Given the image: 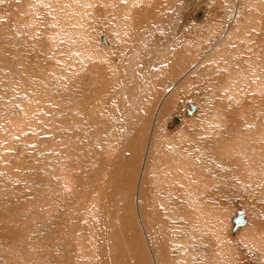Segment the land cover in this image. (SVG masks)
I'll list each match as a JSON object with an SVG mask.
<instances>
[{
	"label": "rangeland",
	"instance_id": "obj_1",
	"mask_svg": "<svg viewBox=\"0 0 264 264\" xmlns=\"http://www.w3.org/2000/svg\"><path fill=\"white\" fill-rule=\"evenodd\" d=\"M2 1L3 0H0V5L7 4L8 9H5L6 13L10 11L8 12V15L10 13L11 17L9 16L6 19L3 18L4 20H6L7 24L11 22L10 20L11 18L14 20V22L17 21L15 20L17 19V17L14 16L13 13H17L18 11H20L21 13L24 10L26 11L32 7L29 5H32L34 3L32 2V0H29V1L28 0H4L3 3ZM71 1L80 2L83 0H76V1L71 0ZM71 1L66 0L67 3H70ZM230 1L231 0H185V1L178 0V2L176 1L175 3L176 6H174V4L172 6L170 3L171 0H161V1L151 0L150 1L151 3L149 2V0H142L140 2L139 0H119V1L117 0H113V1L112 0H93V3L95 2V4H93V6L95 7V11L88 10V12H84L86 17H84L81 22V25L84 26L85 33H87V30H88L90 31V35L92 37L93 35L94 37H96L97 31H100L101 33H104V35L102 36L107 37V36H110V34H113V35L118 34V30H117V28L119 27L118 20L121 21L120 17L122 14L124 16V18H122L123 22L127 23L125 28H128L129 31H134L135 29V33H137L136 37L140 39L144 32H145V35L148 33L151 34V37L145 36V38H141L142 39L141 42L144 43L146 47L144 44H141V42L138 40L135 41L133 39L132 40L129 39L131 40L130 41L131 43L129 42V44L133 45V47H131L132 50H130L129 48L130 51L129 50L123 51L126 53H123V54L121 53L120 55H118L120 56V61L117 62L118 66H116L115 71H113L112 74L110 73L109 74L111 75L112 82L114 81L113 84L116 87V92H122L124 94L123 95V97H125L124 100L128 101V99L131 97V94L135 93L134 100L137 103L140 102V104L142 105L143 104L151 105L152 116H155L157 110L159 109V106L161 105L163 101L167 100L166 102H168L169 100L168 103L170 104L171 109L169 110L170 113L166 115L165 123H164L165 132L169 135V137L165 136L164 140H174L175 144L174 145L172 144V146H175V147L180 146L183 151L185 150L184 152L187 153L186 154L187 156L189 155L195 156L193 158L194 159L193 161H196V164L199 165L198 166L194 164L196 168L193 167L194 171L192 170V172H193V176L195 175L197 179H194L195 185L194 186L193 184L191 185L192 187H194V190H198L199 193L197 192L198 194H196V191H193V194L195 196L192 194L191 195L194 196V199L198 200L197 202L202 203V204H199L200 207L198 206V208L200 209V215H201V216L199 215V217H204L205 220L202 218L203 221L201 222H203L202 226L205 227L206 225V228L203 231L204 227L202 228L201 226L202 229L200 228L201 229L200 231L199 227L195 226V229L193 232H196V228H197V233L200 234L197 237V235H195L196 233L194 234L191 231L193 230L192 228H194L195 220L198 218V216L196 217V214L194 213L195 209L191 208L194 211L193 212L194 214H193L189 208V206L191 207V205H188L191 203H188L187 206L185 205L186 207L182 206V209L187 210V208H189V211L191 212L186 213L187 211L185 212L181 210L183 211V213L181 214V211H180L177 217V222L180 223L179 225L181 227L179 228L181 230V232L179 233V237L182 240V242H171L170 243V245L174 244V246H176V249L174 248L175 254L173 256L175 257L174 260L176 259L175 261L176 263L174 264L181 262L180 260H182L183 258L185 260V255L188 253L187 251H185V249L188 245H189V249L191 252L193 251L195 247H196L195 249L199 248V251L197 250L196 252L195 249H194L195 251H193L195 254V257H193L194 264H201V263L205 264L207 261L205 262L198 261V260L201 261L203 259L212 261L213 258L217 256L215 255L217 254L216 250L221 249V247L224 249V253L228 251L227 253H225L226 258L221 257L222 258L220 259L222 260L220 261L221 264H227L226 260H228L229 264H261L262 262H264V246H263L264 243H262V246L260 247L250 242V237H252L251 235L253 232L257 231V234L259 236L260 234L264 233V216H263L264 215V182L257 189H252L248 185V183L244 182L245 179L242 178L241 174L238 172L239 170L237 169V168H240L247 172V170L245 169L246 168L245 166L248 165V168L250 167L251 169L250 168L249 169L251 171L253 168L252 172L257 173L258 165H260L263 161V155H260L259 157V151L258 153H255L254 151L251 153L252 156L251 154L247 155L248 157L250 156L249 160L243 161L244 160L243 159L241 161L239 159L240 160L239 161L238 157L236 156L235 158H237L238 160L237 161L236 159L233 158V156L230 159L229 156H224L225 154L223 155V153L219 155L220 154L219 151H218L219 156L217 155L218 158H215L214 155H212L208 149L202 148L201 154L204 153L205 155L204 157L203 155L199 154L200 152L197 150L196 152H193V153L189 152L190 143L185 142L186 138L187 140L189 138V140H193V141L194 140L198 141V139L200 141H203V140H207V138L208 140L209 139L211 140L213 136L214 137L212 138V140H214V138H219L214 134L212 135L211 134L212 132L209 131V128H207V126L208 125L210 126V124L211 125L218 124V122H216L215 119L220 120L219 114H222L221 116L228 117L227 119L229 120L226 119L227 122L226 120L222 121V123L224 124L229 123L228 121H231L230 124L231 123L233 124L234 121H236L237 116H238L236 115V113L239 112V110L236 111V106H235L236 103H234L236 101H233V99L235 100V90L237 88L235 86L236 85L238 86L239 82H238V79H237L236 84L233 83V81L235 80L234 82H236V78H237L236 74L239 71H241V70H238L240 67H243L244 68L243 70L245 71L249 69V71L246 72V74H250L249 72L253 67L250 66L247 62L249 61V58H247L246 61L245 60L242 61V58H243L242 56H244L245 58V56H248L249 54L248 53L244 54V53L239 52L240 51L239 47H237L236 44L234 43L230 44L231 46L226 45V48L225 46L223 47L220 46L221 44L218 43L217 47L219 48L217 49L216 47V50H213V48L215 47L217 43L218 33L220 32L221 34H224V31L227 30V19H228L229 11H226V10L228 8V5H229L228 3ZM262 1L264 0H256V1L255 0L253 1L252 0L250 1L242 0L241 1V3L243 2L242 3L243 6L241 4V9L243 8L242 13L244 14L246 12L250 13V9L252 8L253 9V10L251 9L252 11H256V12L261 11V13H258L259 15L257 13L256 15L258 16L262 15V17L264 18V13L261 10V9H264V6H263L264 2ZM55 2L57 3L59 2V0H40L38 2L39 3L38 6L40 8L43 7L42 16L44 19L42 23L44 27V32L46 31L45 49L47 52H50V54H48L45 51L47 65L46 67H44L45 73H46L45 79H46V84H47V90H46L47 95L45 96L46 97L45 99L47 100V102L44 100L45 101L44 104L45 103L47 104V105L45 104V106L47 107L46 112H47L48 117L45 119V122L42 124L43 126L41 125L37 128L22 130L21 133H19L18 135L17 134L7 135L6 129L0 126V212L4 211L5 210L4 207L7 205H8L7 209H9L8 210L9 213L8 212L1 213L2 215L6 213L8 215H3V218L1 217L2 215H0L1 217L0 219V264H58L57 262H54L55 260L54 259L55 256L53 254L55 250L54 238L49 237L48 233L46 234L45 232L53 230L52 225L55 223H57V226L56 225L54 226L59 227L58 225H59L60 219L63 222L65 221L63 224L62 221L60 220L62 226L63 227L65 226L64 229H67V231L66 230L65 231L68 233L71 231V229L69 228L70 227L69 224L75 222L76 227L74 228L75 232L73 234L74 235L73 237H76V238L72 240L73 237L71 234L73 232H70L71 234L70 233L67 234L64 230L63 232L60 231L59 234L56 235L58 238L65 237L66 241H69L67 239L69 238L70 240L74 242L76 239H79L80 237L79 235L82 231H86L87 233H89L88 235L89 237L87 238L88 240H86L85 235L81 237L85 240L86 245H87V246H84L83 252L85 253L81 252L83 253L81 254L78 251L76 254V257L77 255L79 257L74 258V259L76 260L78 259L77 261H80L81 262L80 264H88L89 259L92 260L91 262L92 264H97V262L95 263L97 256H94V252L92 248L93 247L92 241L94 237H92L93 233L91 229H89L90 227L88 226L89 224L88 222L91 219L90 217L93 215V208H90V205L93 203L92 202L93 199L89 198L86 201L77 200L76 202L75 200L70 201L69 199L70 195L73 194L72 192H76V190L72 189L73 186L68 189L64 187L62 184V177L65 174H68V175L70 174V176L72 175L74 176L78 174L79 172H81V170L78 168H77L78 170L77 172L75 167L77 166V161H80L81 167H82L83 159L80 156H78L79 158H77V156L75 155L76 153L74 152L76 151L75 143L78 142L79 138L76 137L74 138V140H71V141L68 140L69 142L66 141L65 139V140H62L60 143V140L58 139L57 134L58 133L62 134L63 132V130H60V125L62 124L63 121H66V126H67L68 131H71V128L69 129V127L72 126L73 121L74 122L77 121L79 122V125L82 126V128L84 127L83 129L82 128L80 129V132L85 131V129L87 130L91 129L92 131H96L97 133L102 132L100 127L96 129L95 124L92 121L93 118L91 119V115H93L95 111H98L100 109V112H101V107H97V104H99V101L96 98V94L98 92L97 85H91L92 82L88 78H76L73 80V77H75L79 73H82V74L87 73L88 69L90 70L92 68H93L92 71L95 70L96 72H98L97 67L95 68V66H97L100 63H103L104 60L108 62L112 60L111 59L112 54L108 53L105 56L100 57L99 59H96V58H93L88 53L90 55L88 57V54L85 53V51H82L84 50L83 48V44L85 42L84 39L81 40L80 42L73 41V43L70 42V40L68 39L67 40L62 39L61 40L62 42L60 43L61 45L58 44L57 46L59 47L58 49L60 51V54H57V53L51 54L52 52L51 50L53 49V43H51L49 39H52L51 34L54 31L53 29L56 30L57 28L56 27L57 24L55 25V22H54L55 12L53 10L55 9L52 8V6L55 7V4H56ZM52 3L53 4L55 3V4L53 5ZM166 3L167 5H164ZM247 3H250V4L248 5ZM251 3L255 4V8H253L254 5H252L251 7ZM237 5H240L239 0H237ZM246 5L247 7L250 6V9L247 8ZM33 6L35 5L33 4ZM190 6L192 7V10L194 11L191 10ZM260 6L261 7L263 6V7L261 8ZM177 7H180L182 10L180 8L177 9ZM223 7L224 9L225 8L226 9L224 10ZM152 8H157L159 9L160 13H162L160 15L158 11L160 16L159 15H158L159 17L156 16L158 17L159 21L161 20V22L157 24L160 26V28L159 26L158 27L155 26L154 29L152 28L150 32H148L145 26L143 25L141 26V20L139 16L141 15V12L142 13L148 12V9L150 10ZM160 8H162L163 10H161ZM0 9H2V6H0ZM179 10H181V12ZM197 10H199V12L204 10L203 14H205V16L201 17V20L202 21L204 20V21L203 22L200 21L202 22V24L199 22H195V20L193 19L192 14H194ZM252 11H251V14H253ZM29 13L33 14L32 11ZM175 13H178V15L175 16ZM189 13H190V16L192 15L191 19H189L190 17ZM256 15L254 13L252 15L254 17L250 18V20L251 21L256 20L255 18L258 17ZM138 18H139V21H138L139 24H137L138 22H136ZM172 19H175L174 21L175 26H169L168 22H170ZM134 21L136 22V24ZM133 26L135 27L132 30ZM254 27L255 28L257 27L256 23ZM254 27L252 28V30L255 29ZM212 30H214L213 33H211ZM148 39H150V41ZM129 40H127V42ZM148 41L150 42V44H146V43H149ZM258 41L259 42L252 45L251 50L252 51L258 50L260 48L262 50V53H264V34L261 37H259ZM114 43H116L115 40H114ZM149 45L152 47V50ZM76 46H79L78 47L79 49ZM77 49L81 51L76 52ZM224 50L225 52H223ZM204 56L207 57V59H206V62L202 64L201 60L204 59ZM84 60H87V61H84ZM240 63L241 65H239ZM194 67H198L199 70H197L195 73H190V71H192V68ZM94 72H93V76L97 74V73L94 74ZM100 74L101 72H99L97 76H100ZM230 75L231 76L235 75L236 77L235 76L230 77ZM168 76H169V79L167 78ZM11 77H12V74L6 78L0 75V93H2L1 92L2 90L4 91L7 89L8 90L15 89L14 81H11L10 88L6 86L9 84ZM228 78L231 81L234 79L232 82H230L232 83L231 85H228L230 81L228 80ZM166 79L168 80V84H167L168 86L166 85V88L165 87L163 88L161 84H163V82ZM81 83L85 85V87L87 88L89 92L88 95L94 96L95 100L90 103L81 101L80 104L77 106V108H74L73 102L75 101V98L73 97L72 94L76 96H81V88H80ZM65 84L67 85V88H65L63 91H61V93H59L60 98L58 100V97H56L53 94H57V91L60 90L59 88H63V85ZM226 84H227L226 88L221 87V86L225 87L224 85ZM4 86L6 88H2ZM229 86H231L230 87L231 89L229 88ZM233 86L235 88H233ZM224 89L226 90L229 89L232 93L230 94L228 90H227L228 91L227 93V91ZM232 89L234 90L232 91ZM220 90L222 93L220 92ZM127 92H129V94H126ZM229 94L234 98L232 99V97ZM191 101L193 104H195L198 107L199 114H197V111H196L195 114H193V116L186 117L185 112L187 111L186 109H189V107L187 106H189L188 103ZM0 103H3V102H0ZM14 104H17V102H15ZM83 106L89 107V111L85 112L84 118L81 120L80 118L81 114L78 111H80ZM162 106H165V104ZM56 108H59V112L55 111ZM60 109L63 112V115L61 117L62 119H59V114L61 115ZM253 109L256 111L257 110L256 106L255 108L252 107V109L250 110L251 113L255 114L254 113L255 111ZM1 112L3 111H0V113ZM64 112H68L70 116H67V114L64 115ZM172 113H175V114L180 113L181 125L177 127L175 130H171V132H168L169 130H167L166 128L167 119L168 118L170 119L172 118L171 116L175 115V114L172 115ZM53 114H55V116ZM51 116H54V117L50 119ZM231 116L236 119L233 120ZM117 117L118 118L120 117L122 122L124 124L126 123L127 125V120H125L123 116L121 117L120 115ZM253 117H256V116H253ZM66 119H68V122ZM237 120H239V116ZM152 121L150 125H152ZM208 121H210V123ZM77 122H76V126H77ZM206 124L208 125L206 126ZM149 128L150 130L152 129L151 126ZM204 128H206L207 130ZM205 131H206V134H205ZM81 133L82 134L84 133L83 136H81L82 134H80L78 137L81 136L80 139H84L86 141L88 140L87 137L89 135L91 136V137L89 136L90 138H93V136L95 137L97 136L96 135L97 133H92V132H90V134H87L86 132H81ZM207 133H210L211 136ZM191 135H192L191 137L192 139L190 138ZM208 136L211 138H209ZM101 138L103 137L101 136ZM147 140H149V138H147ZM178 140H181L182 143L176 144ZM95 141L96 140L92 141V143ZM115 141H120V139L112 140V141L101 140L102 144H100V146L104 147L106 145L104 147L106 149L109 148L110 143H113L115 146H118V144ZM62 143L65 146H63ZM92 143L90 147H93ZM103 144L105 145L103 146ZM77 145H80V144L78 143ZM86 147L88 146L85 144V148ZM128 150L129 149H126V152ZM239 150H241V147H239ZM107 151L109 152L110 150L107 149ZM63 152L65 153L67 152L66 153L67 155H65V153L64 155H61L63 154ZM126 152H124L122 156V159L120 161L121 164L118 165L115 170H112V173L109 178L111 179L110 182L112 183L113 187L112 189L108 190V192L111 194L110 191L112 190L113 192H115L118 198H122L121 190H124L123 188H125V191L123 192V194L125 193L126 195H128L127 197H130L129 195L132 193V192L130 193V190L134 189L135 195H133L134 196L133 200L136 205V209L138 211L139 208L137 207L138 206L137 201H139L138 200L139 195L138 194L136 195V192L139 193L138 185L141 182V175H142V169H143L142 164L144 163L143 161H144L145 153L139 152L137 154H133V156H135L133 159L132 153H129V151L127 153ZM232 152L239 153L240 151L232 150ZM115 153H112V155ZM130 154L132 157L130 156ZM58 156H60L62 159ZM65 158L67 160H64ZM58 160L59 162H57ZM62 160H64L65 162H63ZM214 160L215 161L217 160L216 165H215ZM231 160L234 162H232ZM60 161H62V163ZM72 161L76 162L75 167H73L72 164L70 165ZM130 161H132V163L134 164L130 165L131 163ZM193 161L190 160L189 163L190 162L193 163ZM48 162L50 163L48 164ZM135 162L137 166L135 165ZM66 163L68 164L70 168L67 165H65ZM124 166L128 168L126 167L124 168ZM201 167H203V170ZM55 168L58 170L56 171L57 175H55L54 177L60 184L55 183L56 181L54 182V180H52L53 181L52 185L49 184L45 186L44 182L41 183V181L43 180L44 174L45 173L49 174V170L51 174H54L55 172L54 170H56ZM199 168H201V170ZM131 170L134 172L131 173ZM199 172H201V174H199ZM120 175H124V177L121 180H119ZM135 176L136 177L138 176V177L136 178ZM246 176L248 179L247 174ZM132 177H133V180H131ZM258 178L260 180H263L264 176L263 177L258 176ZM91 179L92 178L90 177L88 180L91 181ZM201 179L204 183H202ZM251 179L254 180L253 178ZM249 180H250V177H249ZM205 183L206 184L208 183V186L206 185L205 187L204 185ZM242 184H244L245 186ZM9 186L10 188L12 187L11 190L9 189L11 193H9L10 191L7 190ZM47 186L48 187L50 186V188L52 187L53 190L52 188L50 189ZM207 187H208V191L205 189ZM129 188L130 190H128ZM191 192L192 191L189 190V196ZM200 194H203L204 195L203 197H205L206 200L203 199V197H200L202 196ZM210 194L213 195L214 198ZM126 195H123V196H126ZM198 195H200L199 196L200 198H197ZM7 196L10 197L11 199L10 201L8 200V202L6 203ZM136 198L138 199L135 200ZM68 200L70 202H68ZM203 204H205V206H203ZM206 205L208 208L206 207ZM238 211H243L244 215L245 216L247 215L249 221L247 222V225H245L244 228L241 229L240 235L237 234L238 237L237 236L234 237V235L231 234L232 233L231 232L232 231L231 230L232 218L236 215V212ZM50 212L52 215L48 214ZM67 213L69 215H67ZM185 214L192 215V217H190V221H188L189 215L187 216ZM58 215L59 217L61 216L62 217L57 218V220H54L53 218L56 219V216ZM182 215L187 216L185 217L187 218V222L185 221L186 219H184V221H181L183 223L180 222V220H182L180 218H183ZM49 216H52V219L51 217L49 219ZM71 216H73V218ZM5 218H7V220ZM92 219L95 220V218H92ZM192 219L194 221L193 222L194 224H192L191 222ZM91 224L97 225L98 222L91 223ZM123 224L124 222L122 221L121 229L123 232H126L125 230H126L127 225L125 226V224L124 225ZM182 224L183 226H181ZM191 224L193 225V227ZM196 225H197V221H196ZM253 226H256V227H253ZM68 228L70 229V231ZM217 228L219 229L218 234L216 233V230H218ZM11 229H13V231H11ZM42 229L43 230L45 229V232H43ZM42 232L44 234H42ZM68 235L69 237H67ZM182 235L184 237H182ZM195 236L196 238H194ZM51 246L53 247L51 248ZM192 246L193 247L195 246V247L193 248ZM203 250H204L203 252L204 254L208 253L206 258H203L202 256ZM213 250L215 251V253H213ZM51 251L52 253H50ZM193 252H192V256H194ZM196 254L197 255L199 254L198 256H200V258ZM126 259L128 260V257ZM69 261L70 259L68 258L63 263L66 264V263H69ZM179 264H183V263H179Z\"/></svg>",
	"mask_w": 264,
	"mask_h": 264
},
{
	"label": "bare ground",
	"instance_id": "obj_2",
	"mask_svg": "<svg viewBox=\"0 0 264 264\" xmlns=\"http://www.w3.org/2000/svg\"><path fill=\"white\" fill-rule=\"evenodd\" d=\"M3 1H2V3H3ZM39 1L40 0H32V2H34L33 4L35 6H33V4H32V5H29L32 7L26 11L24 10L21 13H20V11H18L17 13H13V15L17 17V19H15L17 21L14 22V20L11 18L10 19L11 22L9 21L10 22L9 24H7L6 20H4L10 16V13L8 15V12H10V11H8L6 13V10H5V9H8L7 4H1L0 5V6H2V9H0V75L4 76V78H6L12 74V77L9 81V84L6 86L10 88L11 81H14V84H15V89H13V90L7 89L4 91L2 90L1 91L2 93H0V102H3V103H0V111H3L0 113V126L3 127L4 129H6L7 135H12V134L18 135L19 133H21L22 130L37 128V127L41 126L45 122V119L48 117L47 112H46L47 107L45 106L46 103L44 104L45 101L47 102V100L45 99L46 98L45 96L47 95L46 94L47 93V91H46L47 90V84H46V79H45L46 73H45V68H44L47 65V60L45 57L46 31L44 32V27H43V23H42L43 19H44L42 16L43 15L42 14L43 7L40 8L38 6ZM69 1H71V0H69ZM117 1H119V0H117ZM140 1H142V0H139V2ZM150 1L151 0H149V2ZM176 1L178 2V0H171V2H170L171 5L173 6V4H174V6H176V4H175ZM241 1L239 0L240 5H237V0H231L228 3L229 5H228V8L226 10V11H229L228 12V19H227V30L224 31V34H221L220 32L218 33L217 43H216L215 47L213 48V50H216L218 43H220L221 44L220 46H222V47L225 46V48H226V45H230V44L234 43V44H236L237 47H239V49H240L239 52L244 53V54L248 53L250 55V57L248 55V56H245V58H244V56H242L243 57L242 61H244V60L246 61V59L249 58V61H247V62L250 66L253 67V68L251 67L252 69L249 72L250 74H246V72H248L249 69H247L245 71V70H243L244 69L243 67H240L239 69L237 68L238 70H241V71H239L237 73L238 75L236 74V76H237L236 82H234L235 81L234 79H233L234 81L232 80L233 83H235V84L237 83V79L239 82L238 86L237 85L235 86V87H237L235 90V100L233 99L234 97H232L230 95L232 92L229 89H227L229 91V93H230L229 95L232 97L233 101H236V102H234V103H236V105L235 104L234 105L236 106V111L239 110V112H237L238 114L236 113V115L239 116V120H237L238 116L236 119V118H233L232 117L233 115H232L231 116L232 119L233 120L236 119V121H234L233 124L232 123L230 124L231 121H228L229 123L224 124V123H222V121L226 120L228 117H224V116H221L222 114H219L220 120L215 119L216 122H218V124H213V125L210 124V126L208 124H206V126L207 125L209 126V127L207 126V128H209V131L212 132L211 134L212 135L214 134L219 138H214V140H212V138L214 136L212 138L208 136L209 138H211V140L210 139L208 140V138L206 137L207 140L200 141L198 139V141L194 140L195 142L193 140H189V138L187 140V138H186L185 142L190 143L189 152L193 153V152H196V150H197L200 152V153L199 152L198 153L201 154V152H202L201 149L206 148L210 151V153L212 155H214L215 158H218L217 155H218V151H219L220 152L219 155H221V153H223V155L225 154L224 156H229L230 159L233 156V158L236 160H237V158H235V157L237 156L238 160L240 159L242 161L244 159L243 161H245V160H249V158H250V156L249 157L247 156L248 154L250 155L254 151H255V153H258V151H259V157H260V155H263V161L260 165H258L257 173L252 172L253 168L251 171L250 170L251 168L249 167L250 168L249 169L248 165L247 166L244 165L246 167L245 169L247 170V172L240 169V168H237L239 170L238 172L241 174L242 178L245 179V181L244 180L243 181L248 183V185L252 189H257L264 182V179L260 180L258 178V176H261V177L264 176V53H262V50L260 48L258 50H253V51L251 49H252V45L259 42L258 41L259 37H261L264 34V18L262 17V15L258 16L259 15L258 13H261L260 10H259L260 12L252 11L253 9L251 8L252 9L251 10L250 6L247 7V5H246V7L250 9V13H247V12L245 14L242 13L243 8L241 9V4L243 2L241 3ZM144 2H146V1H144ZM262 2H264V1H262ZM262 2H260V3H262ZM57 3L55 4V7L51 5L52 8L55 9V10H53L55 12L54 22H55V25L57 24L56 30L53 29L55 32L53 31L51 34L52 39H49L50 42L53 43V49L51 50L52 51L51 54H56V53L60 54V51L58 49L59 47H57V46H58V44H60L62 42L61 41L62 39H66V40L68 39L72 43H73V41L74 42H80L81 40L84 39L85 45L83 44L84 50H82V51H85V53H87V54L89 53L93 58H96V59H99L100 57H103L108 53L112 54V57H111L112 60H110L109 62L104 60L103 63L98 64L99 67H98V65L95 66V68L97 67L98 72H96L95 70H94L95 72L92 71L93 70V68H92L90 70L88 69L87 73H84V74L79 73L78 75L73 77V80L76 78H88L92 82L91 85H97L98 92L96 94V98L99 101V104H97V107H101V112H100V109L98 111H95L94 114L91 115V119L93 118L92 121L94 122L96 129H98L100 127L102 132L97 133L96 131H92L90 128H89L90 130L85 129V131H81V132H86L87 134H90V132L97 133L96 134L97 136L96 137L93 136V138H90L91 136L89 135L90 137L88 136L87 137L88 140L86 141L84 139H80L84 133L82 134L80 132V129L82 128V126L79 125V122L76 121L77 122V126H76V122L73 121L72 126L69 127V129L71 128V131H68L67 126H66V121H63L62 124L60 125V130H63V132H62V134L61 133L57 134L58 139L60 140V143L62 140H65V139H66V141H68V140L71 141V140H74V138H76V137L79 138L78 142L75 143L76 151H74V152L76 153L75 155L77 156V158H79L78 156H80L83 159L82 160L83 166L81 167L80 161H77V166H76L75 161H72V163H70V165L72 164L73 167L76 166L75 167L76 170L78 168L81 170V172H79L78 174H76L74 176L73 175L70 176V174L69 175L65 174L62 177V184L64 187H66L68 189L73 186L72 189L76 190V192H72L73 194L70 195V197H69L70 201L75 200V202H76L77 200H81V201L85 200L86 201L89 198L93 199V201H92L93 203L92 204L90 203L91 204L90 208H93V215L92 216L90 215L91 219L88 222L89 223L88 226L90 227L89 229H91V231L93 233L92 237H94V239L92 241L93 242L92 248H93L94 256H97V259L95 258L96 259L95 263L97 262V264H174V263H176L175 262L176 259L174 260L175 257H173L175 254L174 248L176 249V246H174V244L170 245V243L171 242H182V240L179 237V233L181 232V230L179 228H181V227L179 225L180 223L177 222V217H178V214L180 213V211L181 210H183L185 212L187 211L186 213L192 211V213H193L194 211L191 208L195 209L194 213L196 214V217L198 216L199 219L197 218L195 220L194 228H192L193 230H191L192 232L194 231L195 226L199 227V229H200L201 226L203 225V222H201V221H203L204 217H199L200 209L198 208L199 204H202V203L197 202L198 200L194 199L195 195L193 194V191H196V194H198L199 192H198V190H194V187L191 186L192 184H193V186L195 185L194 179H197L195 177V175L193 176V172H192V170L194 171L193 167L196 168V166H194V164H196V161H193L194 160L193 158L195 156H192V155L187 156L186 155L187 153L184 152L185 150L183 151L180 146H176V147L172 146V144L173 145L175 144L174 140H164L165 136L169 137V135L165 132V124H164L165 123V117L168 113H170L169 110L171 109L170 104L168 103L169 100H168V102H166L167 100L163 101L161 103V105L159 106V109L157 110L155 116H152L151 105H148V104L142 105V104H140V102L137 103L134 100L135 99V93L134 94L130 93L131 97L128 99V101L124 100V98H125V97H123L124 94L122 92H116V87L113 84L114 81L112 82L111 75H110L113 73V71H115L116 66H118L117 62L120 61V56H118V55H120L121 53L122 54L126 53L123 51H128L129 48H130V50H132L131 47H133V45L129 44V42L132 39L135 41L138 40L141 42L142 41L141 38H145V36L151 37V34L148 33L145 35V32H144L143 35L141 36V38L139 39L138 37H136L137 33H135V29H134V31H129L128 28H125L127 23L123 22L122 18H124V16L121 14V17H120L121 21L118 20L119 27L118 28L116 27L118 30V34H115V35L110 34V36L105 37V36H102V35H104V33L97 31V34L95 32V34L97 36L94 37V35H93V37H94L93 38L90 35V31L87 30V33H85L84 26L81 25L83 18L86 17L84 12H88V10L89 11H91V10L95 11V7L93 6V4H95V2L93 3V0H83L80 2H72L71 1L70 3H67L66 0H59V2H57ZM179 3H180V1H179ZM184 4H186V3H184ZM247 4L249 5L250 3H247ZM164 5H167V3ZM252 5H254L253 8H255V4L251 3V7H252ZM226 6H224V7H226ZM242 6H243V4H242ZM147 7H149V6H147ZM224 7H223V9H224ZM178 8H180V7H177V9ZM144 9H146V8H144ZM160 9L163 10L162 8H160ZM194 9H196V8H194ZM181 10H179V11L181 12ZM191 10H192V7H191ZM261 10L264 13V11H263L264 9H261ZM31 11L34 15L29 13ZM158 11H159V9H157V8H152L150 10L148 9V12H144V13L141 12V15L139 16V18L141 20V26L142 25L145 26L147 28L148 32H150V30L152 28L154 29L155 26L158 27L159 25H157V24L161 22V20L159 21L158 17L162 13H160V11H159V13H160V15H159ZM179 11H177V12H179ZM192 11H194V10H192ZM203 11L199 12V10H197L194 14H192L195 22H199L202 24V22L204 20L202 21L201 17L205 16V14H203L204 13ZM251 11L253 14L255 13V15H256V13L258 14V15H256L258 17L255 18L258 22L256 20H252V21L250 20V18L254 17V16H252L253 14H251ZM116 15H118V14H116ZM176 15H178V13H175V16ZM192 15L190 16V13H189V16H190L189 19H191ZM20 16H21V18H20ZM156 16H158V17H156ZM139 18L137 19V21L136 20L135 21L138 22ZM174 21H175V19H172L170 22H168L169 26H175ZM177 21H178V19H177ZM200 21H202V22H200ZM136 22H135V24H136ZM255 23L257 26L256 28L254 27ZM137 24H139V22ZM134 27L135 26L132 27V30ZM253 27L255 28V29H253L254 32L252 30ZM159 28H160V26H159ZM12 31L14 32V34ZM213 31L214 30H212L211 33H213ZM101 37H103L104 39L101 40ZM129 39H131V40H129ZM114 40L116 41V43H114ZM127 40H129V41L127 42ZM148 40L150 41V39H148ZM141 44H144V43L141 42ZM146 44H150V42L146 43ZM63 46H61V47H63ZM76 47L78 48L79 46H76ZM145 47H146V45H145ZM218 48L219 47H217V49ZM74 49H75V47H74ZM78 49L76 52L81 51ZM151 50H152V47H151ZM223 52H225V50ZM47 53L50 54V52H47ZM76 54H78V53H76ZM89 54H88V57L90 56ZM147 54H148V52H147ZM158 59H160V58H158ZM206 59H207V57L204 56V59L201 60V63L202 64L205 63ZM84 61H87V60H84ZM152 61H153V59H152ZM241 63L239 65H241ZM194 68H192V71H190V73H195L197 70H199L198 67H194ZM246 68H248V67H246ZM244 71H245V73H244ZM93 72H94V74L95 73H97V74H95L93 76ZM99 72H101V74H100V76H97L99 74ZM228 73H226V74H228ZM233 76H235V75H233ZM233 76L230 75V77H233ZM167 78L169 79V76ZM185 78H186V76H185ZM166 80L163 82V84H161V86L163 88L164 87L166 88V85L168 84V80L167 81ZM187 80H189V79H187ZM228 80H230V79L228 78ZM232 81L230 80L228 85H231L232 83H230V82H232ZM226 83H228V82H226ZM224 86L225 87H223V86H221V87L226 88L227 84ZM120 87H121V85H120ZM230 87L231 86H229V88ZM235 87L233 86V88H235ZM2 88H6V87L4 86ZM65 88H67L66 84L63 85V88H59L60 90L57 91V94H53V95L58 97V100H59V98H60L59 93H61V91H63ZM80 88H81V96H76V95L72 94L73 97L75 98V101L73 102L74 108H77V106L80 104L81 101L90 103V102H93L95 100L94 96L88 95L89 92H88L87 88L85 87V85H83L81 83ZM129 89H130V87H129ZM224 90H226V89H224ZM233 90L234 89H232V91ZM125 91H126V89H125ZM130 91H132V90H130ZM228 91H227V93H228ZM220 92H221V90H220ZM126 94H129V92H127ZM233 94H234V92H233ZM62 99H64V98H62ZM13 102L14 103L17 102V104H14ZM164 104H165V106H162ZM188 105L189 106H187V107H189V109H186L187 111L185 112L186 117L193 116V114H195L196 111H197V114H199L198 107L195 104H193L192 101L189 102ZM234 105H232V106H234ZM255 106H256L257 110L255 111L253 109L255 111L254 112L255 114H253V113H251L250 110L252 109V107L255 108ZM176 110H178V109H176ZM253 110H252V112H253ZM55 111L59 112V108H56ZM88 111H89V107H86V106H83L82 109L80 111H78L81 114V117H80L81 120L84 118L85 112H88ZM60 112H61V115L59 114V119H62L61 117L63 115V112L61 111V109H60ZM188 112L190 114H186ZM231 112H233V111H231ZM66 114H67V116H70L68 112H64V115H66ZM174 114L175 113H172V115H174ZM53 115L55 116V114H53ZM120 115H121V117L123 116V118L125 120H127V125H126V123L124 124L122 122L120 117L119 118L117 117ZM225 115H227V114H225ZM54 116H51L50 119H52ZM253 116H256L257 118L253 117ZM152 117H153V119H152ZM171 117L172 118H170V119L168 118L169 120L167 119V127L166 128H167V130H169L168 132H171V130H175L177 127H179L181 125L180 113H177ZM66 120L68 122V119H66ZM227 120H229V119H227ZM227 120H226V122H227ZM151 121H152V125H150ZM208 122L210 123V121H208ZM150 126L152 127L151 130L149 128ZM204 129H206V128H204ZM201 131H203V130H201ZM149 132H151V133H149ZM80 134H82V135L80 137H78ZM205 134H206V131H205ZM207 134H209L211 136L210 133H207ZM101 136L103 138H101ZM186 137H188V136H186ZM191 137H192V135L190 136V138ZM147 138H149V140H147ZM119 139H120V141H115L118 144V146H115L113 143H110L109 148H107L110 150L109 152L107 151L106 148H104L106 146L105 145L106 143L103 144V146L105 145L104 147L100 146V144H102L101 140L112 141V140H119ZM94 140H96V141L92 143V141H94ZM205 141H207V142H205ZM63 143H64V141H63ZM63 143H62V145H63ZM78 143L80 145H77ZM83 143H85L88 147L85 148V144H83ZM91 143L93 144V147H90ZM181 143H182L181 140H178V142H176V144H181ZM63 146H65V145H63ZM239 147H241V150H239ZM126 149H129L128 151H129V153H132V156H133V154H137L139 152L145 153L144 154L145 157H144V161H143L144 163L142 164L143 169H142V175H141V182L138 180L139 178L137 179L140 182V184L138 185L139 186V193L136 192V195L137 194L139 195V197L137 196L139 199L136 198L135 200H137V199L139 200V201H137L138 202L137 207L139 208L138 209L139 213L136 209V205H135L134 200H133V197H134L133 195H135L133 188H132L133 190H130V188L128 189V190H130V193L132 192L129 195L130 197H127L128 195H126L125 193L123 194V192L125 191V188H123L124 190H121L122 198H118L116 196L115 192H113L112 190L110 191L111 194L108 192V190L112 189V187H113L112 183L110 182L111 179L109 177L112 173V170H115L117 168V166L121 164L120 161L122 159L124 152H126ZM183 149H184V147H183ZM232 150H236V151H240V152L234 153V152H232ZM204 151H205V149H204ZM71 152H73V151H71ZM64 153L65 152H63V154H61V155H64ZM66 153H65V155H67ZM112 153H115V154L112 155ZM72 154H74V153H72ZM58 155H60V154H58ZM193 155H195V154H193ZM201 155H203L205 157L204 153ZM69 156H70V154H69ZM76 156H75V158H76ZM130 156H131V154H130ZM251 156H252V154H251ZM58 157H60V156H58ZM134 157L135 156H133V159H134ZM204 157H202V158H204ZM66 158L64 160H67ZM73 158H72V160H73ZM59 160L57 162H59ZM64 160H62V161L65 162ZM190 160H192L193 163L190 162L191 163L190 164L189 163ZM62 161H60V162L62 163ZM132 161H130L131 162L130 165L134 164V163H132ZM216 161H215V165L217 164ZM232 162H234V161H232ZM49 163L50 162H48V164ZM218 163H219V161H218ZM231 164H233V163H231ZM65 165L68 166L67 163ZM128 165H129V163H128ZM135 165H136V162H135ZM196 165H198V164H196ZM134 166H132V167H134ZM57 167H59V166H57ZM125 167L126 166H124V168ZM128 167H126V168H128ZM201 168L203 170V167H201ZM201 168H199V169L201 170ZM57 170L58 169L54 170L55 171L54 174H51L50 170H49V174L45 173L41 183L44 182L45 186L49 185V184L52 185V183H53L52 180H54V182L56 181L55 183H58V181L54 177L55 175H57V172H56ZM132 170H131V173L134 172ZM77 172H78V170H77ZM201 172H199V174H201ZM246 174L248 175V179H247ZM138 176H140V175H138ZM90 177L92 178L91 181L88 180ZM123 177H124V175H120L119 180H121ZM249 177H250V180H249ZM198 178H199V176H198ZM251 178H253L254 180H252ZM131 180H133V177L131 178ZM199 180H200V178H199ZM201 181H202V179H201ZM2 182H4V181H2ZM128 182H130V181H128ZM132 183H133V181H132ZM202 183H204V182L202 181ZM58 184H60V183H58ZM58 184H56V185H58ZM204 185L206 187V185L208 186V183L207 184L205 183ZM242 185H244V184H242ZM43 186H44V184H43ZM11 188L9 186L8 189L7 188H5V189L11 190ZM48 188H50V186ZM57 188H58V186H57ZM56 189H54V190H56ZM205 189L208 191V187ZM52 190H53V188H52ZM189 190L192 191L190 193V196H189ZM9 193H11V191ZM126 193H128V192H126ZM206 193H208V192H206ZM68 194H70V193H68ZM191 194L194 196H192ZM213 194H215V193H213ZM123 195H126V196H123ZM200 195H202V196H200ZM200 195H198L197 198L204 196L203 194H200ZM211 196L213 197V195H211ZM123 197H125V198H123ZM10 199L11 198L7 196L6 197V203L8 202V200L10 201ZM203 199H205V197H203ZM70 201L68 200V202H70ZM188 203H191V204H188ZM187 204L191 205V207L189 206L191 211H189V208H187V210L182 209V206L186 207ZM2 206H1V208H2ZM7 206H5V207L3 206L5 208V210L3 208L4 211H1L0 215H2L1 213L8 212L9 209H7ZM203 206H205V204H203ZM206 207H207V205H206ZM81 208H83V207H81ZM183 211H181V214L183 213ZM48 214L50 215L51 212ZM89 214H91V213H89ZM236 214H239L238 217H241L243 219L244 223L241 226H239L236 230L231 231L232 232L231 234L234 235V237H236V236L238 237L237 234L240 235L241 229L244 228V226L247 225V222L249 221L247 215L245 216L243 211H238V212H236ZM3 215H8V214L6 213ZM3 215L1 216L2 218H3ZM67 215H69V214L67 213ZM185 215H187V216L189 215L188 221H190V217H192V215H190V214H185ZM182 216H183V218H180V219H182V220H180V222L184 221V219H186L185 221L187 222V218H185L187 216H184V215H182ZM1 217H0V219H1ZM50 217L52 219V216H49V219H50ZM61 217H59V215H58V216H56V219L55 218H53V219L57 220V218H61ZM65 217H67V216H65ZM71 217L73 218V216H71ZM193 217H195V216H193ZM7 218H5V219L7 220ZM10 218H12V217H10ZM92 218H95V220H93ZM193 219L191 221L192 224H194ZM54 220H52V221H54ZM60 220H59V225H58L59 227H55L54 225L57 226V223H55L52 225L53 230L45 232V229L44 230L42 229L43 232H45L46 234L48 233L49 237L54 238V242H55V250L53 253L55 256V257L53 256L55 259L54 262H57L58 264H62L66 259L69 258L70 261H69V263H66V264H75V262H76V264H80L81 262L77 261L78 259L76 260L74 258L79 257L78 255L76 257V254L78 251H79V253L84 251V246H87V245H86L85 240L81 237L85 235L86 240H88L87 238L89 237L88 236L89 233L81 230L82 232L79 235L80 236L79 239H76L73 242L72 240L74 238H76V237H73L74 236L73 234L75 232L74 228L76 227L75 222H73V223L69 224V226H70L69 228L71 229V231L68 228L70 232H73L72 234L69 232L73 237L72 240L67 238L69 241H66L65 237L64 238H58L56 235L59 234L60 231H62V232H63V230L67 231V229H64L65 226L64 227L62 226ZM122 221L124 222L125 226L127 225L126 230H125L126 232H123L121 229V227H122L121 222ZM196 221H197L198 226L196 225ZM64 222L62 221L63 224H64ZM95 222H98V224L97 225L91 224V223H95ZM181 223H183V222H181ZM65 224H67V223H65ZM79 224H81V223H79ZM187 225H185V226H187ZM204 225H205V223H204ZM125 226H124V228H125ZM181 226H183V224ZM232 226H233V224H232ZM232 226H231V230L233 228ZM192 227H193V225H192ZM203 227L204 226H202V228ZM217 227H218V225H217ZM253 227H256V226H253ZM43 228H44V226H43ZM205 228H206V225H205L203 231L205 230ZM199 229H198V231H199ZM201 229H200V231H201ZM11 231H13V229H11ZM182 231H183V229H182ZM43 232H42V234H44ZM66 233L69 234L68 232H66ZM193 233L194 234L196 233L195 235H197V237L200 235L197 233V228H196V232H193ZM193 233H191V234H193ZM216 233L217 234L219 233V229L216 230ZM251 236L252 237H250V242L261 247L262 243H264V233L260 234V236H259L257 234V231H256V232H253ZM67 237H69V235ZM182 237H184V236L182 235ZM194 238H196V236ZM198 243H199V241H198ZM220 243H221V241H220ZM52 247L53 246H51V248ZM194 249H193V251H195V250H196V252H197V250L199 251V248L195 249V250ZM185 251L188 252L185 255V260L182 257L183 259L180 260L181 262H179V261H177V262L183 263V264H192L194 262L193 257H195L194 252L192 251L193 255H194V256H192V252L189 249V245L186 247ZM203 252H204V250L202 251V253ZM216 252H217V254H215V255H217V256L215 258H213L212 261L207 260V259H203L204 261L203 260H201V261L198 260V261L199 262L207 261L205 264H207V263L208 264H221V262H220V261H222V260H220V259H222L221 257L226 258L225 253H227L228 251L224 253V249L221 247V249H219V250L217 249ZM50 253H52V251ZM83 253H85V252H83ZM83 253H81V254H83ZM209 253H211V252H209ZM213 253H215L214 250H213ZM207 254L208 253H205V254L203 253V255H202L203 258H206ZM219 255H220V257H219ZM127 257H128V260L126 259ZM198 257L200 258V256H198ZM79 260H81V259H79ZM226 261H227L226 263L229 264L228 260H226ZM83 262H84V260H83ZM91 262H92V260L89 259V263H91ZM179 263H177V264H179ZM232 263H233V261H232ZM263 263L264 262H262L261 264H263Z\"/></svg>",
	"mask_w": 264,
	"mask_h": 264
},
{
	"label": "water",
	"instance_id": "obj_3",
	"mask_svg": "<svg viewBox=\"0 0 264 264\" xmlns=\"http://www.w3.org/2000/svg\"><path fill=\"white\" fill-rule=\"evenodd\" d=\"M102 39H104V38L101 37V40ZM186 114H190V113L188 112ZM238 216H239V214H236V216H234L232 218V224H233L232 231L236 230L239 226H241L244 223L243 219L241 217H238Z\"/></svg>",
	"mask_w": 264,
	"mask_h": 264
}]
</instances>
